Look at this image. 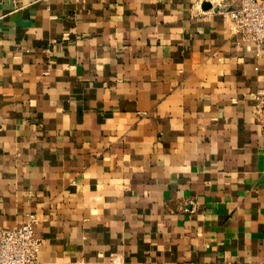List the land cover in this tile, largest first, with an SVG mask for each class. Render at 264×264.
Masks as SVG:
<instances>
[{"label":"crops","instance_id":"crops-1","mask_svg":"<svg viewBox=\"0 0 264 264\" xmlns=\"http://www.w3.org/2000/svg\"><path fill=\"white\" fill-rule=\"evenodd\" d=\"M237 0H0V228L35 264H264V48Z\"/></svg>","mask_w":264,"mask_h":264},{"label":"built area","instance_id":"built-area-1","mask_svg":"<svg viewBox=\"0 0 264 264\" xmlns=\"http://www.w3.org/2000/svg\"><path fill=\"white\" fill-rule=\"evenodd\" d=\"M231 30L264 48V0H237L223 9ZM264 121V117H263ZM29 214L23 222L0 228V264H35L42 248V238L33 230L36 222Z\"/></svg>","mask_w":264,"mask_h":264}]
</instances>
